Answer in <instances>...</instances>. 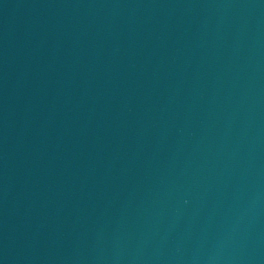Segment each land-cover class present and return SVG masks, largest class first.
Instances as JSON below:
<instances>
[{"label":"water","instance_id":"1","mask_svg":"<svg viewBox=\"0 0 264 264\" xmlns=\"http://www.w3.org/2000/svg\"><path fill=\"white\" fill-rule=\"evenodd\" d=\"M146 264H264V0H138Z\"/></svg>","mask_w":264,"mask_h":264}]
</instances>
